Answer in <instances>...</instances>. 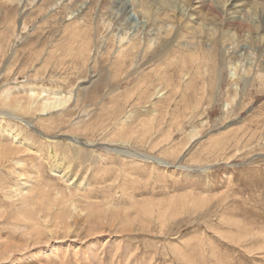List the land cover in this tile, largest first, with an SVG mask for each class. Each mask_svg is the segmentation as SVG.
<instances>
[{
    "label": "rangeland",
    "instance_id": "374dc122",
    "mask_svg": "<svg viewBox=\"0 0 264 264\" xmlns=\"http://www.w3.org/2000/svg\"><path fill=\"white\" fill-rule=\"evenodd\" d=\"M136 2L0 0V113L12 111L3 104L12 85L20 95L29 84L73 89L47 130L35 114H0V148L12 153L0 160V264H264V84L255 80L264 9L251 16L257 0H177L161 11L175 25L155 40L160 26H143ZM175 9L194 16L179 21ZM206 14L230 32L205 24L197 40L211 57L195 60L181 29L194 24L190 38ZM119 36L154 44L123 59ZM238 59L251 66L240 81L231 79ZM181 74L190 90L157 92Z\"/></svg>",
    "mask_w": 264,
    "mask_h": 264
},
{
    "label": "bare ground",
    "instance_id": "6f19581e",
    "mask_svg": "<svg viewBox=\"0 0 264 264\" xmlns=\"http://www.w3.org/2000/svg\"><path fill=\"white\" fill-rule=\"evenodd\" d=\"M183 0H180V2L179 3H181ZM187 1H192V0H185V2H187ZM228 1L229 0H222V2H223V4L225 3H228ZM133 2H135V1H133ZM257 2H258V0H257ZM171 3H178L177 2V0H138V2H136L134 5H135V7L138 9V11L140 12V14L143 16L144 15V17L145 18H147V21H146V24H143V26H145L146 27V25L147 26H149V22H150V20H151V25H156V26H160V28H159V31L158 32H156L155 33V37L154 38H156L155 40H157V38H159V35H161L162 33H164L165 31L166 32H170L169 30H171V29H168V28H172L174 25H175V23H174V18H171L168 14H162L163 12H161V11H163V10H166V9H171L172 8V6H169ZM224 4V5H225ZM191 5V4H190ZM189 5V6H190ZM232 5V4H231ZM236 5V4H235ZM239 5V4H238ZM257 5L258 6H260L261 7V9L263 8L264 9V2L262 1V2H258V3H256L255 4V7H252L253 8V11L251 12L252 13V15L251 16H253V14H254V10H256V7H257ZM130 6V5H129ZM233 6V5H232ZM128 8V7H127ZM189 8V7H188ZM236 8V7H235ZM238 8V7H237ZM183 10V9H182ZM172 11V10H171ZM240 11V10H239ZM260 11V10H259ZM165 12V11H164ZM223 12V11H222ZM173 13H175V14H180L181 16L179 17V21L180 20H183V18L186 16V19L184 20L185 22L186 21H188L187 20V17L189 18H191V17H193L194 16V14H191V12L189 11V12H183L182 13V11H180V9L179 10H173ZM209 13H211V12H209ZM214 13V12H213ZM215 14V13H214ZM264 14V13H263ZM163 15H165L166 16V18H162L161 16H163ZM172 15V14H171ZM189 15H191V16H189ZM212 15V14H211ZM210 15V16H211ZM241 15V14H240ZM249 15V14H248ZM201 16H203V15H201ZM207 16H209V14H206L205 16H203V18L205 19V21L203 20V27H200V29H199V31H197L196 30V32L195 33H193V35L192 36H190V38H188V36L186 35V33L189 31V29H191V27H193V25L194 24H191V23H189V24H185L184 25V29H181L182 30V36H181V34H180V38L182 37L184 40L183 41H185L186 43H187V47L188 46H190L191 45V47L192 48H190V50L191 51H193L194 53H191V55L192 56H194L195 58V60H198V59H203V60H207V58H209V57H211L210 56V54H209V51H203L202 49H201V47H203V42L200 40V41H198L197 39L200 37L199 36V34H201L202 32L203 33H205V24H206V26L207 25H209L210 23H212V24H215L216 25V29H220V28H223V30H224V33H223V37L224 36H226V35H228L229 34V32L230 31H228L227 30V25H225V26H223V27H221V23L220 24H217L216 22H214V21H210V19H209V22L207 21L208 20V18H207ZM250 16V17H251ZM256 16V15H255ZM173 17V16H172ZM214 17V16H213ZM247 17V16H246ZM257 17V16H256ZM261 17V16H260ZM214 18H216V16L214 17ZM219 18V17H218ZM249 18V17H248ZM247 18V19H248ZM246 19V18H245ZM217 20H219V19H217ZM218 22V21H217ZM226 23V22H225ZM257 22H255V24H256ZM261 23V22H260ZM73 24H75V22L73 23ZM254 24V25H255ZM258 24V23H257ZM108 25V24H107ZM218 25V26H217ZM171 26V27H170ZM231 27V26H230ZM235 27V26H234ZM259 27H260V24H258V25H256V28H257V30H258V33H259ZM262 27V26H261ZM195 29H196V27H195ZM213 29H215V28H213ZM231 29V28H230ZM73 30V29H72ZM164 30V31H163ZM185 30L187 31V32H185ZM221 30V29H220ZM76 31H74L72 34H74ZM160 32H162V33H160ZM176 32V31H175ZM174 33V32H173ZM72 34H70V35H72ZM176 34V33H175ZM179 34V33H178ZM215 32H211L210 34H208L207 35V37H208V39H209V41H211V44L212 45H214V46H217L218 44H219V42H220V40H218V39H215L214 38V36H215ZM260 34V33H259ZM235 35V34H234ZM157 36V37H156ZM75 37V36H74ZM120 38V43H121V45L119 46L120 48H119V54L118 55H116V56H122V58L124 59L126 56H128L127 54H130V52H127V51H129L128 49H135L134 47H136V46H138V44H142L143 42H142V40L140 39V38H137L135 41H134V39H128L127 40V38H126V36H119ZM178 37H179V35H178ZM222 37V36H221ZM233 37V36H232ZM247 37V36H246ZM75 38H77V37H75ZM153 37L151 38V40H149L148 41V43L147 44H142V46L140 47V48H144L145 49V51H147L153 44H154V39ZM205 38V37H204ZM241 38V37H240ZM248 38H254V37H252V36H250L249 35V37ZM188 39H191V40H188ZM247 39V38H246ZM259 39H261V40H263L264 39V34H262V36L261 37H259L258 38V40L256 39V41H259ZM203 40V39H202ZM206 40V39H205ZM248 40V39H247ZM70 41V40H69ZM119 41V40H118ZM237 41H239V36L237 35L236 36V42L235 43H237ZM243 42V41H242ZM253 42V41H252ZM255 42V41H254ZM221 43V42H220ZM232 45L234 44V40L232 41V43H231ZM155 46V45H154ZM239 46V45H238ZM132 51H134V50H132ZM179 51V50H178ZM117 52V53H118ZM141 52H142V50H141ZM177 52V51H176ZM116 53V54H117ZM236 53V52H235ZM153 54H155L154 52H153ZM253 54H254V52H253ZM149 55V54H148ZM218 55V54H217ZM235 55H237V54H235ZM171 55H167L166 56V58L167 59H169V60H172L173 58L172 57H170ZM168 57H170V58H168ZM174 57V56H173ZM237 57V56H236ZM255 57V56H254ZM142 58H143V56H142ZM182 58V57H181ZM232 58H233V56H232ZM132 59V58H131ZM160 59V58H159ZM178 58L177 57H175L174 58V61H172V64H175V62H177V63H179L180 61L179 60H177ZM193 59V60H194ZM247 59V58H246ZM260 59V58H259ZM234 60V59H233ZM236 60V59H235ZM244 60V59H243ZM243 60H237L236 62L234 61V62H232L230 65H231V79L232 80H237L238 79V81H240V78H239V74H240V72H241V74L242 75H250V74H246V73H249L250 71H251V66H249V64H244L245 65V67H242V65H241V63H242V61ZM117 61V60H116ZM166 61V60H165ZM123 63V62H122ZM169 65V64H168ZM173 66V65H172ZM171 66V67H172ZM263 66V65H262ZM261 66V68H263ZM253 68V67H252ZM156 70V68H151L150 70L152 71V70ZM174 69V68H173ZM255 70V69H254ZM260 69H258V71H257V77H256V81L259 83L260 82V84H264V70H262L263 72H260L259 71ZM243 71H245V73L243 72ZM183 72V71H182ZM117 73V72H116ZM212 73L214 74V71L212 70ZM240 74V75H241ZM16 76V75H15ZM108 76H109V73H108ZM116 76V75H115ZM17 77V76H16ZM191 77V76H190ZM184 78L183 76H182V74H181V77H180V82H178V83H176V86H175V84L174 85H172V84H169V85H166V84H168L169 82H168V80H166V79H164L163 81H160V82H156V83H150L149 84V82L147 81V82H145V84H144V86L147 88V87H149L150 85H153V86H155V84H156V89H157V92L158 93H160V94H166V92L170 89V88H173L174 87V89H179V88H184L186 91H188V89L190 90L191 89V85H192V82H190L189 81V79H191V78ZM214 77V76H213ZM251 77H252V75H251ZM15 78V77H14ZM162 78V77H161ZM243 77H241V79H242ZM16 79V78H15ZM214 79V78H213ZM141 80V77L139 78V81ZM255 80L252 82V83H254L255 82ZM217 81H218V79H217ZM213 82V83H212ZM214 81H210V86L212 87L213 85H214ZM248 83H250L249 81H248ZM55 84V83H54ZM149 84V85H148ZM237 85H238V82L237 83H234V85H233V87L235 86V87H237ZM12 86H14V85H12ZM12 86H10V87H8V89L6 90L7 91V99L6 100H4L3 101V104L5 105V106H8L9 108H11V110L12 111H10V112H1L0 114H7V115H9L11 118L10 119H12V117H13V119H15L16 118V120H17V118H19L21 115H29V114H35L34 116H35V118L36 119H39L40 121H42V123L41 122H39V123H41V126H43V128L45 129V130H47L48 129V124H45L46 122H48L49 123V125L52 123L50 120H51V114L50 113H52L53 111H55V110H57V109H64L65 110V107L70 103V101L73 99V89L72 90H67L66 92L65 91H62V90H59V87L58 88H56L55 86V88H51V89H46L45 87H40V89H35V88H32V86H31V84H29L28 86L29 87H26V86H22V90L23 91H25V94L24 95H22V97H18V96H21L20 95V93L19 94H15V92L14 91H11L10 89H12L13 87ZM193 86V85H192ZM248 86V85H247ZM5 88V87H4ZM7 88V87H6ZM50 88V87H49ZM210 89V88H209ZM165 90V93H161V92H163ZM235 90L236 91H238V89L237 88H235ZM5 92V91H4ZM167 93H169V92H167ZM154 95H156V94H154ZM5 96V95H4ZM160 96V95H159ZM16 97V98H15ZM79 97V96H78ZM163 97V96H162ZM162 97H160V98H162ZM159 98V99H160ZM165 99V98H164ZM169 99V98H168ZM1 100V99H0ZM152 102H153V100H152ZM231 101H226V106H227V109L231 106ZM12 112H14V113H12ZM56 112V111H55ZM60 112V111H59ZM128 112V111H127ZM131 112V111H130ZM16 113L19 115H16ZM45 113H48L49 115L47 116V117H45V118H43V117H41V118H39L38 116H41V115H45ZM61 114V113H60ZM122 114V113H121ZM57 116H59V115H57ZM1 118V120H3V119H6V117L5 116H1L0 117ZM127 119V118H126ZM1 120H0V126H1ZM37 121V120H36ZM54 121V120H53ZM131 121V120H130ZM82 122V121H81ZM121 124H122V121L120 122ZM130 123V122H129ZM116 124H118V122L116 123ZM125 124H127V123H125ZM119 125V124H118ZM123 125H124V123H123ZM32 126V125H31ZM13 127H12V125H8L7 126V128H4L3 127V129L6 131V132H10L11 134H12V137H13V139L16 141V139L18 138L19 139V133H14L13 132V130L14 129H12ZM122 128V127H121ZM121 128H119V129H121ZM2 129V130H3ZM23 129V128H22ZM106 129V128H105ZM39 130V129H38ZM58 130V129H57ZM2 132V131H1ZM100 134V133H99ZM109 135V134H108ZM9 136V135H8ZM37 136V135H36ZM45 136H46V134H45ZM194 136V135H193ZM9 137H11V136H9ZM30 137V136H29ZM26 138V137H25ZM46 138H48L47 136H46ZM106 138H107V136H106ZM28 139V138H27ZM102 139H104V138H102ZM193 139V138H192ZM11 140V139H10ZM52 140H54V139H52ZM22 142H23V144L25 143V142H29V141H26L25 139L23 140V138H22V140H21ZM46 141H48L47 139H46ZM113 141V140H112ZM125 141V140H124ZM11 142V141H10ZM14 142V141H13ZM115 142V141H114ZM223 142V141H222ZM30 143V142H29ZM28 143V144H29ZM50 143H51V145H52V150L51 151H57V147H56V142H54V141H48V145H50ZM6 144V143H5ZM7 144H9V143H7ZM78 144H80V142L79 141H75V145H78ZM83 144V143H82ZM17 145V144H16ZM103 145V144H102ZM2 146H3V144H2ZM31 146V145H30ZM256 146V145H255ZM33 147V146H32ZM38 147H39V145H38ZM9 148V147H8ZM26 148V147H25ZM25 148H23V149H25ZM255 148V147H254ZM22 149V152L24 151ZM30 149V148H29ZM40 149V148H39ZM9 149H7V148H0V160H4V157H6L7 155H12V153H10V150L8 151ZM50 150V149H49ZM116 150V149H115ZM125 151H126V149H124ZM251 150V149H250ZM29 151V150H28ZM19 152V150L17 151V153ZM25 152V151H24ZM49 152V151H48ZM118 152V151H117ZM126 152H128V151H126ZM238 152H239V150H238ZM1 153H2V155H1ZM15 153V152H14ZM16 153V154H17ZM49 154H51V152L49 153ZM115 154V153H114ZM136 154V153H135ZM139 154V153H138ZM14 155V154H13ZM57 155V154H56ZM137 155V154H136ZM115 156V155H114ZM144 156V155H143ZM142 156V157H143ZM215 157V156H214ZM7 158V157H6ZM22 158V157H21ZM144 158V157H143ZM150 158H152V157H150ZM8 160V159H7ZM10 161V160H9ZM19 161H20V159H19ZM12 162V161H11ZM22 162V161H21ZM21 162H20V164H21ZM160 162V161H159ZM162 162V161H161ZM0 163H2V161H0ZM165 163V162H164ZM167 164H168V162H166ZM18 164V163H17ZM42 164V163H41ZM103 164H105V163H103ZM59 168H61V167H58L57 165H55V166H51L50 167V170L51 171H53V170H58V172H59ZM11 169V168H10ZM16 170V169H15ZM14 169H13V172L15 171ZM62 170V169H61ZM37 171H38V169H37ZM41 172V171H40ZM63 172V171H62ZM18 173V172H17ZM32 173V172H31ZM56 173V172H55ZM23 176V175H22ZM62 178H64L65 176H67V178L66 179H69L68 178V176H69V173L68 172H65L64 171V173H63V175H60ZM23 182V181H22ZM26 182H27V180H26ZM24 183V182H23ZM23 183L21 184V185H23ZM70 183V182H69ZM73 183V182H72ZM26 184V183H25ZM19 185V184H18ZM20 187V186H19ZM28 187V186H27ZM18 188V187H17ZM12 189V188H11ZM15 189V188H14ZM28 189V188H27ZM6 193V192H5ZM25 193V192H24ZM21 195V194H20ZM8 197V196H7ZM15 198H17V197H15ZM205 200V199H204ZM203 200V201H204ZM23 201V200H22ZM195 202V201H194ZM21 203V202H20ZM181 206H183V205H181ZM5 212V211H4ZM234 226H237V225H234ZM237 228V227H236ZM243 234V233H242ZM246 234V233H245ZM239 235V234H238ZM255 235V234H254ZM231 236V235H230ZM233 236V235H232ZM243 236V235H242ZM239 237V236H238ZM231 238V237H230ZM254 239V238H253ZM256 239H257V241H256V243L258 242V243H262V245L264 244V240L262 239V237H260V236H258V237H256ZM232 240L233 241H235L236 239L235 238H233L232 237ZM238 240V242L239 243H241V242H243L244 240L243 239H237ZM246 243V242H245ZM246 245H247V243H246ZM260 245V244H259ZM242 246V245H241ZM248 246V245H247ZM257 246L258 245H256V248H257ZM259 248V247H258ZM262 248V247H261ZM264 249V248H263ZM249 250V249H248ZM8 252V251H7ZM262 253V252H261Z\"/></svg>",
    "mask_w": 264,
    "mask_h": 264
}]
</instances>
